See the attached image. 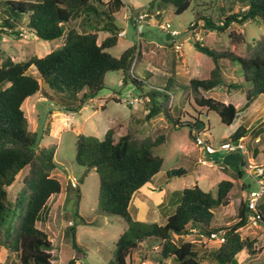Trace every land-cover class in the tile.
<instances>
[{
	"label": "rangeland",
	"instance_id": "rangeland-1",
	"mask_svg": "<svg viewBox=\"0 0 264 264\" xmlns=\"http://www.w3.org/2000/svg\"><path fill=\"white\" fill-rule=\"evenodd\" d=\"M9 1L19 0H0V51L9 54L15 61H22L32 56L43 57L63 46L64 38L42 40L21 22H17L15 30L2 26L3 19L8 17L14 19L20 15L10 7ZM103 1L105 4L91 0L89 11L80 14L74 20V26L80 32L97 31L98 28L108 27L107 30H98L99 43L111 34L109 29L125 31L124 36H120L118 32V43L107 50L119 57L128 47L138 45L142 53L140 63L135 67L138 75L144 77L151 73L153 77L149 79V83L155 85L157 83L165 85L168 78L172 77L173 89L176 91L174 113L179 112L177 107H183L191 115L196 114L194 104H190L186 98L187 85L195 77L209 78L215 65L211 57L196 48V41L245 55L249 52V47L264 33V23L234 22L227 30L218 32L207 27L203 20L198 19L195 22L196 13L219 20V7L224 5L227 7L230 4L222 0H195L182 14H177L174 6L163 0H121L120 7L116 6L114 0ZM153 2L155 7L147 10L146 8ZM108 4L113 7V16ZM241 6L242 3L235 0L230 8H225L227 10L225 13L236 12ZM146 12L149 15L143 20H138L139 15ZM23 17L27 19L26 14ZM167 23L171 24L170 31L177 29L180 33L173 36L164 30L161 24ZM231 33L245 34L246 42H237ZM221 64L224 85L220 89L207 92L206 95L237 104L238 119L234 124L227 125L221 121L217 111H204L202 119L206 121L207 129L201 135L210 140L214 148L219 149L223 142L232 140L237 128L244 124L249 126L245 144L249 147L250 142L253 147L257 146L264 155V95L254 96L249 102L248 91L252 85L246 81L240 65L227 58L222 59ZM29 71L38 76L41 89L27 98L22 106L29 119V128L39 134L40 146L56 144L57 166L52 175L63 184V191L53 195L48 201L46 211L49 213L48 219L38 222V226L49 234L54 244L51 248L52 264H65L63 260L72 254L71 221L77 223V240L84 251V254L74 253V256H80V264H108L112 261L115 244L127 228V223L122 217L105 212L99 204V173L94 168L87 170L77 163L78 134L103 139L108 129L116 126L118 136L130 130H135L138 136L153 139L164 135V142L153 148L155 154L164 158L163 167L152 182L136 192L129 207L132 216L141 221L165 222L176 205L177 200L172 197L174 190L198 184L205 191L215 194L217 183L225 178V174L233 178L231 174L235 171L233 167L242 168L241 153L222 150L208 152L205 144L199 146L195 143L188 126H174L164 113L147 121L145 102L135 105L130 103L131 99L140 97L141 94L132 82L124 83L122 70L107 73L105 86L83 103L80 101L82 93L73 95L64 84L55 91L41 78L35 66ZM232 84L236 86L233 87ZM67 107L72 109L67 110ZM189 113L185 119L190 118ZM258 137L260 142L256 143ZM247 156L254 157L251 152ZM199 158L215 164H202L198 161ZM218 161L228 165L229 172L225 171L222 167L224 164H219ZM178 168L186 169V173L170 175ZM27 172L28 167L22 169L14 182L7 187L8 201L16 209L15 217L7 219L8 224H12L13 227L16 226L21 213L20 207L16 206V199L21 193ZM241 179L250 184L252 189L258 188V184L247 173ZM72 180H76V187L72 185ZM153 184L154 191L146 192L153 188ZM243 188L244 186L237 181L229 203L215 209L214 226L225 229L238 221L241 202L235 198L242 194ZM78 195L81 196L79 203ZM242 200L244 201V197ZM263 201L264 196L260 203ZM76 210H79V215L76 214ZM81 217L88 223H84ZM239 230L242 237H249L255 241L257 251L255 255H251L246 249L240 252L238 258L241 264H264V227ZM191 237L197 241L198 250L205 264H218L210 253L219 244L214 240L201 238L196 232ZM139 250L148 257L142 264H154L152 260L154 258L158 260L161 240L148 238L141 243ZM140 259L135 253L134 264H138ZM0 264H20V254L0 246Z\"/></svg>",
	"mask_w": 264,
	"mask_h": 264
},
{
	"label": "trees",
	"instance_id": "trees-1",
	"mask_svg": "<svg viewBox=\"0 0 264 264\" xmlns=\"http://www.w3.org/2000/svg\"><path fill=\"white\" fill-rule=\"evenodd\" d=\"M90 1H9L10 7L20 15L14 19L5 18L2 22V26L12 30L17 28V22H21L42 40L64 38L61 48L43 57L32 56L27 60L15 61L9 54L0 51V246L17 251L20 254V264H52L53 242L49 234L38 226V222L48 219L49 213L46 211L49 199L63 191L62 182L52 175L57 166V146H40L39 134L29 128V119L22 106L27 98L41 89L38 76L29 71L32 66L36 67L41 78L55 91L64 84L73 95L82 93L81 103L95 96L105 86L107 73L122 70L124 83L132 82L146 98L147 121L164 113L174 126H188L190 133L193 129L206 132L207 123L202 119L204 111H217L221 121L227 125L234 124L238 119L235 103L206 95L207 92L224 85L222 59L227 58L240 65L246 81L252 85L248 91L249 102L254 96L264 95V33L249 47V52L245 55L196 41V48L211 57L215 65L209 78L195 77L187 85L186 98L190 104H194L196 114L191 115L183 107H177L179 112L174 113L176 91L173 89L172 77L168 78L165 85H155L149 83V79L153 77L151 73L144 77L138 75L135 67L142 58L138 45L133 44L121 56L116 57L107 49L118 43L117 29H109L111 34L101 43L98 30H107L108 27L98 28L97 31L77 30L74 20L83 12L89 11ZM98 1L105 4L103 0ZM163 1L173 5L177 14H182L195 0ZM222 1L230 4L219 7V20L196 13L195 22L198 19L203 20L207 27L218 32L227 30L234 22L264 23V0H238L242 3L240 10L228 13H225V8H230L235 0ZM114 2L117 7L122 4L121 0ZM108 5L113 16V7ZM154 7L153 2L146 9L151 10ZM24 14L27 15L26 20ZM15 33L19 34L18 31ZM231 36L237 42H246L245 34L231 33ZM80 106L81 104L78 108ZM187 113L190 118L185 119ZM245 131L246 126L240 125L233 140H239ZM164 139V135L156 139L141 137L135 130L118 136L116 126L109 128L103 139L83 133L77 136V163L87 170L94 168L100 176L99 204L105 212L120 216L127 223L126 230L115 244L114 258L108 264H134L135 253L141 258L138 264H142L148 257L139 248L148 238L161 240L158 260H152L154 264H205L197 241L191 235L195 233L193 230L198 234L218 231V227L213 225L215 209L229 203L234 181L221 180L215 194L205 191L198 184L174 190L172 197L176 198V205L163 223L137 220L129 210L136 192L145 188L163 167L164 158L155 154L153 148L161 145ZM241 166L239 172L232 174L235 179L242 178L246 173L244 155ZM25 167H28V172L24 176L21 193L16 199V206L20 207L21 213L13 227L8 224L7 219L15 217L16 209L8 201L7 187ZM172 172L170 175H182L186 173V169L178 168ZM80 198L78 195V203ZM258 212L259 222L264 227V209L261 204ZM76 214L79 215L78 210ZM248 215L249 208L242 201L238 221L225 228V241L210 253L218 264H239L238 254L245 249L251 255L257 253L255 241L242 237L239 230L247 225ZM81 219L87 223L84 217ZM76 224L74 221L71 225L73 251L65 260L66 264H77L80 260V256H74L75 252L84 254L77 240Z\"/></svg>",
	"mask_w": 264,
	"mask_h": 264
},
{
	"label": "built area",
	"instance_id": "built-area-1",
	"mask_svg": "<svg viewBox=\"0 0 264 264\" xmlns=\"http://www.w3.org/2000/svg\"><path fill=\"white\" fill-rule=\"evenodd\" d=\"M157 13H159V12L157 11ZM148 15L149 14L147 12L140 14L138 20H143ZM161 27L164 30H166L167 32H170L171 35H173V36H176L180 33L177 29H173L170 31L169 30L171 28L170 23H167L166 25L161 24ZM119 35L124 36L125 31H120ZM177 48L179 49V46H177ZM145 101H146V98L141 95L140 97H136L134 99H131L130 103L135 105V104H139V103H144ZM191 134L193 136V139L195 140V143L199 146L205 144L208 152H210V153H214L217 150L229 151V152H241L242 154H247V152H248L247 146H246L243 138H240L237 141L230 140L228 142H223L220 145L219 149H216L212 146V143L210 142V140L202 137V135H201L202 132H198L196 129H193L191 131ZM198 161L202 164H211L206 159L199 158ZM245 172L257 182L258 188L249 190L244 196V201L249 208V215H248L247 225L242 227V228L263 227L259 222L260 215L258 212V206L260 204V200L264 196V160L262 163L250 162L245 167ZM72 185L74 187L77 186L76 180H72ZM242 228H240V229H242ZM194 232H196V231L193 230V233ZM199 236H201V238H203V239L214 240L219 245L225 241V232L223 230L215 231L212 233L202 232V233H199Z\"/></svg>",
	"mask_w": 264,
	"mask_h": 264
},
{
	"label": "crops",
	"instance_id": "crops-1",
	"mask_svg": "<svg viewBox=\"0 0 264 264\" xmlns=\"http://www.w3.org/2000/svg\"><path fill=\"white\" fill-rule=\"evenodd\" d=\"M220 89V88H219ZM224 89V88H223ZM236 106H237V104H236ZM238 108V107H237ZM242 125H244V124H242ZM244 126H246V125H244ZM248 127L249 126H246V128L248 129ZM247 133H246V131H245V133H244V135L241 137V138H243V140H245V139H247V135H246ZM233 140V139H232ZM245 142V141H244ZM260 142V137H258L257 139H256V143H259ZM247 146V145H246ZM248 146L249 147H247L248 148V152H247V154H242L241 152H239V153H241L242 154V156L244 155L245 156V158H246V163H247V165L250 163V161L251 162H258V163H262L263 162V160H264V155L262 154V152H260V150H259V148L257 147V146H255V147H253L252 145H251V143L249 142V144H248ZM249 152H251V154H252V156H254V157H248L247 155L249 154ZM219 162V164L221 163V164H224L222 167L225 169V171H227V172H229V166L228 165H226L223 161H218ZM211 164H215V162H211ZM240 164H241V162H240ZM233 167V166H232ZM234 169H235V171H234V173L236 172H239V170H240V168L238 167H233ZM237 169V170H236ZM159 174V173H158ZM158 174H156L154 177H156ZM231 174H233V173H231ZM154 177H153V179H154ZM224 177L225 178H223V179H229V180H232V181H234L235 182V186H236V183H237V181H239V183L241 184V185H246V187L245 188H243L242 189V194L241 195H239L238 197H236L235 199H237L239 202H242L243 200H242V198L245 196V194L249 191V190H251L252 188H251V185L250 184H246L245 182H243L242 181V179L241 178H239V179H235L234 177L232 178V177H229L228 176V174H225L224 175ZM228 177V178H227ZM153 179H152V181H153ZM222 179V180H223ZM254 180V179H253ZM151 181V182H152ZM255 181V180H254ZM256 182V181H255ZM219 183V182H218ZM217 183V184H218ZM257 183V182H256ZM235 186H234V188H235ZM234 188H233V190H234ZM154 189H155V186H154V184H153V188H150V190H147L146 192H150V191H154ZM160 190H162V189H160ZM232 190V193L234 192ZM231 193V194H232ZM261 204V206L263 207V209H264V201H263V203H260ZM259 204V205H260ZM78 212H79V210H78ZM85 219V218H84ZM87 222V221H86ZM213 222H214V220H213ZM70 223H74V221H71ZM88 223V222H87ZM214 225V224H213ZM218 227V226H217ZM219 230H225V229H223V228H219L218 227V231ZM225 232V231H224ZM76 235H77V229H76ZM54 245V244H53ZM219 246V245H218ZM65 260L66 259H64L63 260V262H65ZM78 262V264H80V260H78L77 261ZM238 262H239V264H241V262H240V260H239V258H238ZM66 264V263H65Z\"/></svg>",
	"mask_w": 264,
	"mask_h": 264
}]
</instances>
